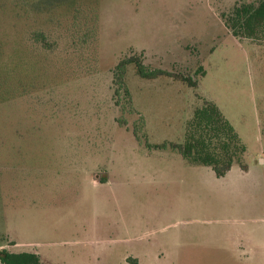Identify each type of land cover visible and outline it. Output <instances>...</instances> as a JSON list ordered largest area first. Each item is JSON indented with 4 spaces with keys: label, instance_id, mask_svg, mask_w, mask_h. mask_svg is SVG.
I'll return each mask as SVG.
<instances>
[{
    "label": "rangeland",
    "instance_id": "obj_1",
    "mask_svg": "<svg viewBox=\"0 0 264 264\" xmlns=\"http://www.w3.org/2000/svg\"><path fill=\"white\" fill-rule=\"evenodd\" d=\"M240 1L252 0H104L100 75L0 106V250L36 253L41 264H264V40L233 36L221 17ZM5 3L9 52L24 20ZM133 53L200 83L129 69L149 142H182L204 97L253 170L234 165L247 174L217 178L172 150L149 153L132 132L139 115L120 126L109 72ZM242 240L251 249L239 250Z\"/></svg>",
    "mask_w": 264,
    "mask_h": 264
},
{
    "label": "trees",
    "instance_id": "obj_2",
    "mask_svg": "<svg viewBox=\"0 0 264 264\" xmlns=\"http://www.w3.org/2000/svg\"><path fill=\"white\" fill-rule=\"evenodd\" d=\"M23 20L15 45L9 52L0 46V106L30 99L36 92L62 87L66 79L99 76L98 43L104 0H5ZM222 21L239 39L264 40V0L240 1L222 15ZM69 45V46H68ZM148 81L173 78L176 82L197 89L191 75L152 68L143 54H127L109 72L112 77L113 100L122 116L117 120L126 126L125 114L139 115L133 135L145 144L149 153L172 150L190 164L206 166L222 178L234 165L243 164L247 146L234 126L212 100L201 97L186 123L182 142H149L143 128L145 116L136 109L129 86V71ZM128 82V83H127ZM2 264H41L31 252L0 250ZM138 264L137 260H132Z\"/></svg>",
    "mask_w": 264,
    "mask_h": 264
},
{
    "label": "crops",
    "instance_id": "obj_3",
    "mask_svg": "<svg viewBox=\"0 0 264 264\" xmlns=\"http://www.w3.org/2000/svg\"><path fill=\"white\" fill-rule=\"evenodd\" d=\"M263 164L264 165V159L262 160ZM250 170H253V169H250ZM249 168H248V171H250ZM233 169L226 175V177H223V179L227 178L228 176H230L233 172H237L239 171V173H241L242 175L244 174H247V171H243L241 170L239 167L237 170H234L233 172ZM215 174V173H214ZM216 176V175H215ZM218 178V177H217ZM259 220L264 224V215L262 217L259 218ZM261 232V231H260ZM259 241L262 242V239H261V235H259ZM242 242H244L243 244H239L237 247L239 250H248V249H251V246L249 245V243H247L245 240H242ZM247 252V251H246Z\"/></svg>",
    "mask_w": 264,
    "mask_h": 264
}]
</instances>
